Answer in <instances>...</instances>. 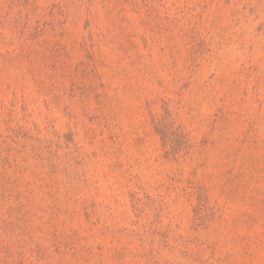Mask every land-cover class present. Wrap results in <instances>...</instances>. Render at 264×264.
Returning <instances> with one entry per match:
<instances>
[{
    "label": "rangeland",
    "instance_id": "obj_1",
    "mask_svg": "<svg viewBox=\"0 0 264 264\" xmlns=\"http://www.w3.org/2000/svg\"><path fill=\"white\" fill-rule=\"evenodd\" d=\"M0 264H264V0H0Z\"/></svg>",
    "mask_w": 264,
    "mask_h": 264
}]
</instances>
